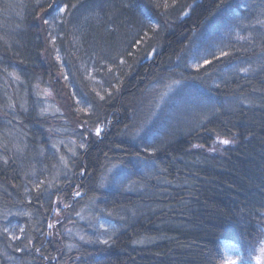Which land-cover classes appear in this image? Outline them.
<instances>
[{
  "label": "trees",
  "instance_id": "trees-1",
  "mask_svg": "<svg viewBox=\"0 0 264 264\" xmlns=\"http://www.w3.org/2000/svg\"><path fill=\"white\" fill-rule=\"evenodd\" d=\"M261 22L264 0H0V264L246 255L264 237ZM39 89L88 133L55 182Z\"/></svg>",
  "mask_w": 264,
  "mask_h": 264
},
{
  "label": "rangeland",
  "instance_id": "rangeland-1",
  "mask_svg": "<svg viewBox=\"0 0 264 264\" xmlns=\"http://www.w3.org/2000/svg\"><path fill=\"white\" fill-rule=\"evenodd\" d=\"M39 92L42 98L39 106L41 107V111L46 112L48 115L50 123L55 129V137L58 140V143L53 146L54 151L58 152L56 154L57 161H55L56 165L53 167L54 174L52 176V181L54 180L55 182L68 176L66 163L76 154L77 148L83 145L85 141L84 137H87L88 133L81 125L80 132L75 128L65 126V124L68 125L69 120L62 116L63 112L54 100L52 92L49 89H39ZM69 124L71 127L73 126L71 123ZM90 128V131L95 133L98 128L100 129V126L95 125ZM101 224V227L108 229L107 224L103 222ZM262 249H264V237L250 251H247L246 255L239 258H232L231 260H235L236 264H258V262L259 264H264V251Z\"/></svg>",
  "mask_w": 264,
  "mask_h": 264
},
{
  "label": "snow or ice",
  "instance_id": "snow-or-ice-1",
  "mask_svg": "<svg viewBox=\"0 0 264 264\" xmlns=\"http://www.w3.org/2000/svg\"><path fill=\"white\" fill-rule=\"evenodd\" d=\"M49 7H51V5L49 6ZM67 5H64L63 7H61L59 10L61 11V12H63V11H66L67 10ZM44 23H48V21L47 20H45L44 21ZM261 23H264V22H261ZM223 55H227V53H223ZM207 63V62H206ZM96 132H97V135H99L100 134V129L98 128L97 130H96ZM220 143H222V144H228L229 143V140H222V141H220ZM81 147H83V145H81ZM79 193H77V195H78ZM262 251H264V249H262ZM224 264H236V261L235 260H231V259H228V260H225L224 261ZM258 264H259V262H258Z\"/></svg>",
  "mask_w": 264,
  "mask_h": 264
}]
</instances>
